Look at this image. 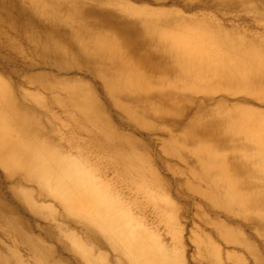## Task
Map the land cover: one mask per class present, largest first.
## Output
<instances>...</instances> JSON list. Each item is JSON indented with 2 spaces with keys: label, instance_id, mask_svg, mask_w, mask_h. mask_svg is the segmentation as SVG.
<instances>
[{
  "label": "bare ground",
  "instance_id": "obj_1",
  "mask_svg": "<svg viewBox=\"0 0 264 264\" xmlns=\"http://www.w3.org/2000/svg\"><path fill=\"white\" fill-rule=\"evenodd\" d=\"M0 264H264V0H0Z\"/></svg>",
  "mask_w": 264,
  "mask_h": 264
},
{
  "label": "rangeland",
  "instance_id": "obj_2",
  "mask_svg": "<svg viewBox=\"0 0 264 264\" xmlns=\"http://www.w3.org/2000/svg\"><path fill=\"white\" fill-rule=\"evenodd\" d=\"M158 143L160 144V142H158ZM74 146H75L74 151H75V153H77L79 151L78 150L79 147L77 145H74ZM95 161H96V158L91 157L89 159V162L90 163H95ZM104 169H105V166L104 167L103 166L99 167L98 168V174L100 176H103V177H106L107 176V179L110 180V181H112L114 179L113 175L110 172H108L107 170H104ZM120 185H119V188H116V190L114 188L115 193L117 195L119 194L124 201L129 202V203L133 202V200L136 198V195L134 194L133 197H132L130 195L129 191L127 189H125V187L124 188H122V186L120 187ZM144 207L146 208L147 205L144 204ZM148 213H150V212H148ZM140 218L142 219L143 222H145L149 226L150 225L152 226V225H155L156 224L155 217H154V215H151V213H150L149 217H145V218L140 217ZM191 227H192V225L189 224V230L191 229ZM159 234L161 235V238L164 240V242L167 245H170L171 239H170V236L167 233V231H165L164 229L160 228Z\"/></svg>",
  "mask_w": 264,
  "mask_h": 264
}]
</instances>
